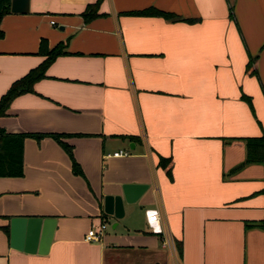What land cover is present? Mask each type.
Here are the masks:
<instances>
[{
    "label": "crops",
    "instance_id": "crops-1",
    "mask_svg": "<svg viewBox=\"0 0 264 264\" xmlns=\"http://www.w3.org/2000/svg\"><path fill=\"white\" fill-rule=\"evenodd\" d=\"M96 1L28 0L1 19L0 96L43 61L42 38L67 53L0 116L44 135L25 138L21 177H0V264H264V227L246 226L264 222V166L233 170L242 138L264 134V0H101L86 21ZM149 7L175 19L128 14ZM126 183L148 188L106 214ZM13 217L56 218L46 254L27 249L29 230L11 245Z\"/></svg>",
    "mask_w": 264,
    "mask_h": 264
},
{
    "label": "trees",
    "instance_id": "trees-1",
    "mask_svg": "<svg viewBox=\"0 0 264 264\" xmlns=\"http://www.w3.org/2000/svg\"><path fill=\"white\" fill-rule=\"evenodd\" d=\"M11 0H0V22L4 15L10 10ZM101 0H97L96 3L89 5L83 13L86 21L98 16L97 6ZM133 15H146V16H161L166 19H175V16L171 13H167L158 10L153 7H149L139 11L128 12ZM3 32L0 30V37ZM66 44L59 42L53 47H49L46 39L42 38L39 43L38 54L43 56V61L36 67L30 69L24 76L12 82L9 88L4 94L0 96V116H4L10 106L12 100L17 96L32 92L34 84L45 76V72L52 61L63 54H66ZM32 136L35 138H41L43 134L17 132H6L0 128V177H21L23 175V146L26 137ZM51 137L60 141L62 134H51ZM245 145V160L243 163L237 165L233 170L241 168L244 164L260 163L264 166V134L260 136H251L242 138ZM65 151L72 158L71 147L60 141ZM170 163V158L159 156L157 165L162 168H166ZM72 168L75 172H79V168L72 158ZM167 175H170V170L167 169ZM106 214H103L102 218H106ZM246 226H259L264 227L262 223H249ZM2 231L8 235V227H1ZM180 249V247L178 246Z\"/></svg>",
    "mask_w": 264,
    "mask_h": 264
},
{
    "label": "water",
    "instance_id": "water-1",
    "mask_svg": "<svg viewBox=\"0 0 264 264\" xmlns=\"http://www.w3.org/2000/svg\"><path fill=\"white\" fill-rule=\"evenodd\" d=\"M10 11L25 13L28 11V0H11ZM148 188L146 184L126 183L122 185V195H106L103 199V210L106 214L121 218L124 215V201L134 203ZM56 218L54 217H13L10 221L12 246L20 247L22 233L29 230L32 234L27 242V249L39 254H46L51 244Z\"/></svg>",
    "mask_w": 264,
    "mask_h": 264
},
{
    "label": "built area",
    "instance_id": "built-area-1",
    "mask_svg": "<svg viewBox=\"0 0 264 264\" xmlns=\"http://www.w3.org/2000/svg\"><path fill=\"white\" fill-rule=\"evenodd\" d=\"M128 155L127 151L124 150H118L113 153V156H124ZM146 220L147 223L154 233H161L163 234V230L159 223V213L158 210L155 208H148L145 210ZM106 225L104 223L99 224L96 227L90 228L85 236L86 240H98L101 235L103 234V231L105 230ZM164 245H167L168 247H171L174 245L173 240L170 235L166 234L164 235Z\"/></svg>",
    "mask_w": 264,
    "mask_h": 264
}]
</instances>
